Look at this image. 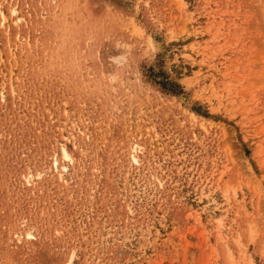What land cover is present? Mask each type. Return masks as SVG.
Listing matches in <instances>:
<instances>
[{
  "label": "rangeland",
  "instance_id": "rangeland-1",
  "mask_svg": "<svg viewBox=\"0 0 264 264\" xmlns=\"http://www.w3.org/2000/svg\"><path fill=\"white\" fill-rule=\"evenodd\" d=\"M0 264H264V0H0Z\"/></svg>",
  "mask_w": 264,
  "mask_h": 264
},
{
  "label": "bare ground",
  "instance_id": "bare-ground-1",
  "mask_svg": "<svg viewBox=\"0 0 264 264\" xmlns=\"http://www.w3.org/2000/svg\"><path fill=\"white\" fill-rule=\"evenodd\" d=\"M64 155V154H63Z\"/></svg>",
  "mask_w": 264,
  "mask_h": 264
}]
</instances>
